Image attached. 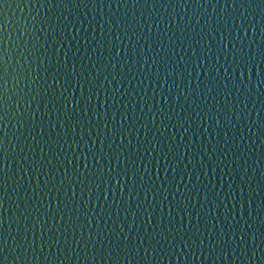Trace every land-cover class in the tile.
<instances>
[{"label": "water", "instance_id": "1", "mask_svg": "<svg viewBox=\"0 0 264 264\" xmlns=\"http://www.w3.org/2000/svg\"><path fill=\"white\" fill-rule=\"evenodd\" d=\"M0 264H264V0H0Z\"/></svg>", "mask_w": 264, "mask_h": 264}]
</instances>
